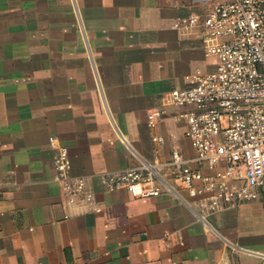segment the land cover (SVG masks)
Masks as SVG:
<instances>
[{
  "label": "crops",
  "instance_id": "0c3cea01",
  "mask_svg": "<svg viewBox=\"0 0 264 264\" xmlns=\"http://www.w3.org/2000/svg\"><path fill=\"white\" fill-rule=\"evenodd\" d=\"M180 15L173 0H0V264H264V185L210 216L213 230L169 192L99 183L173 148L192 155L168 117L156 154L147 123L170 89L212 67L201 40L172 27ZM52 136L100 212L62 205Z\"/></svg>",
  "mask_w": 264,
  "mask_h": 264
},
{
  "label": "built area",
  "instance_id": "2783aa9c",
  "mask_svg": "<svg viewBox=\"0 0 264 264\" xmlns=\"http://www.w3.org/2000/svg\"><path fill=\"white\" fill-rule=\"evenodd\" d=\"M191 2L198 10L177 16L172 27L198 37L212 67L196 68L185 86L170 89L148 111L147 123L154 130L156 154L164 138L155 130L168 117L184 127L192 155L173 148L166 161L155 156L151 162L140 159L135 166L100 172L99 183L106 191L125 189L135 198L169 192L214 230L210 216L258 200L264 185V0ZM49 142L62 205L100 212L87 178L71 172L66 147L57 137Z\"/></svg>",
  "mask_w": 264,
  "mask_h": 264
},
{
  "label": "rangeland",
  "instance_id": "374dc122",
  "mask_svg": "<svg viewBox=\"0 0 264 264\" xmlns=\"http://www.w3.org/2000/svg\"><path fill=\"white\" fill-rule=\"evenodd\" d=\"M173 1L178 4V7L182 10L183 14H187L195 9L191 0H173ZM167 122H168V127H172L174 124H177L174 123V121L171 118ZM182 145L184 146L185 149L187 148V140L185 137L182 141Z\"/></svg>",
  "mask_w": 264,
  "mask_h": 264
},
{
  "label": "trees",
  "instance_id": "16d2710c",
  "mask_svg": "<svg viewBox=\"0 0 264 264\" xmlns=\"http://www.w3.org/2000/svg\"><path fill=\"white\" fill-rule=\"evenodd\" d=\"M194 10H198V8H195Z\"/></svg>",
  "mask_w": 264,
  "mask_h": 264
}]
</instances>
